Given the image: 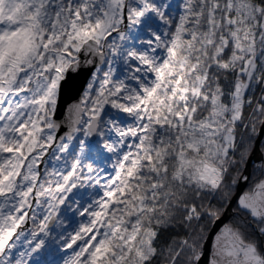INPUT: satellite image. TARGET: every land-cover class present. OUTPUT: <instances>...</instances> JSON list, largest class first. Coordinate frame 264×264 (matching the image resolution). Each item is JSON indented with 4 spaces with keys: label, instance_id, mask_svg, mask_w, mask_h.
Instances as JSON below:
<instances>
[{
    "label": "snow or ice",
    "instance_id": "snow-or-ice-1",
    "mask_svg": "<svg viewBox=\"0 0 264 264\" xmlns=\"http://www.w3.org/2000/svg\"><path fill=\"white\" fill-rule=\"evenodd\" d=\"M0 264H264V0H0Z\"/></svg>",
    "mask_w": 264,
    "mask_h": 264
}]
</instances>
